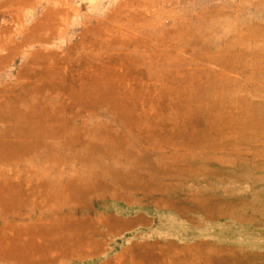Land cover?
Masks as SVG:
<instances>
[{
  "label": "rangeland",
  "instance_id": "rangeland-1",
  "mask_svg": "<svg viewBox=\"0 0 264 264\" xmlns=\"http://www.w3.org/2000/svg\"><path fill=\"white\" fill-rule=\"evenodd\" d=\"M0 264H264V0H0Z\"/></svg>",
  "mask_w": 264,
  "mask_h": 264
},
{
  "label": "bare ground",
  "instance_id": "bare-ground-1",
  "mask_svg": "<svg viewBox=\"0 0 264 264\" xmlns=\"http://www.w3.org/2000/svg\"><path fill=\"white\" fill-rule=\"evenodd\" d=\"M29 121V120H28ZM31 130H33V128L31 129ZM28 133V132H27ZM30 133V132H29ZM25 134V133H24ZM26 136V135H25Z\"/></svg>",
  "mask_w": 264,
  "mask_h": 264
}]
</instances>
